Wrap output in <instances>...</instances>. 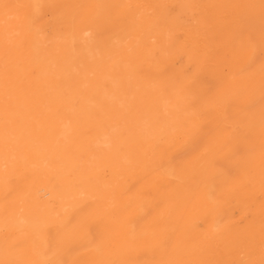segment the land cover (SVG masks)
Returning <instances> with one entry per match:
<instances>
[{"label": "bare ground", "instance_id": "bare-ground-1", "mask_svg": "<svg viewBox=\"0 0 264 264\" xmlns=\"http://www.w3.org/2000/svg\"><path fill=\"white\" fill-rule=\"evenodd\" d=\"M4 1L8 2L9 0ZM13 1L21 5L22 15L20 14V17H22L18 16L21 31H18L20 34L22 32L26 40L23 45L15 48L16 59L21 64L20 69L22 68L20 70L22 76L20 75L19 78L20 86L17 85V87L19 86L17 89H10L13 100L2 105V108L9 115L10 121L0 122V264H82L84 256H88V259L94 262L93 264H139L140 261H144L146 264H160L161 262L166 264L168 260H177L180 264H188L190 254L193 256L192 260L194 259L195 264H214L213 260L200 254L203 249L200 251L201 247L194 246L198 244L193 245V240L197 239L203 231L209 233L205 234L210 235L208 238L205 237L209 243L218 239L221 244H224L225 247L223 248L229 252L230 256V260L226 261L227 263L223 260L225 264H264V122L261 120V122L259 120L253 121L247 112L241 129L233 133L232 130L222 127L219 120H211V116L199 121L200 116H198L200 118L198 120L195 115L187 111L185 103L187 104L188 99H180L179 94H185L193 100L203 96L202 86L204 83L202 78L191 82L188 80L190 78H185L179 73V69L170 67L162 75L157 76L155 74L156 77L149 82L141 80V75L135 72L136 69H131L132 71L130 70L129 73L131 72V75L136 76L137 85L139 84L144 89L145 87L154 88L155 94L159 92L154 100L146 97V99L143 98L144 100L138 102L140 103L138 106L143 109L140 110V114L136 111L138 108L134 110L136 114L142 116L144 121L146 120L149 133L146 134L129 128L124 135L108 136L106 133L108 131L104 129L106 126H103L104 128L95 126L88 106L81 101L75 102L74 91L65 92L68 97L62 102L59 101L60 93L56 88L57 92L50 93L54 103L52 102L51 105L45 103V95L41 90V87H44L41 79L45 76L42 75L47 74V72L51 75L48 69L53 64L56 65V71L61 74V77L64 76L70 82L72 79L70 65H74L81 57L80 52L83 49L80 47V41L74 36H69L65 42L62 41L63 44L42 45L45 42L41 43L35 28L34 30L31 29L32 22H35L36 25L39 24L36 14L42 0ZM57 1L60 2L57 7L61 5L62 14L60 15L65 24L71 26L70 28L68 25L70 29L75 23H78L80 27L79 24L84 23L88 18L97 19L100 17V13L94 6V0ZM96 3L99 2L96 1ZM102 5L103 2L101 7ZM125 5L119 1L116 6L121 18L129 14L127 10L129 7L126 9ZM156 8L154 7V9ZM43 9L48 10L47 8ZM139 9L141 8L139 7ZM104 12L107 13L106 10ZM152 12L154 13V10ZM154 14L158 15V12ZM194 19L197 20L196 17ZM39 21L42 24V21ZM165 21L166 19H164ZM59 22L61 23V21ZM142 22L140 20V24ZM54 23L51 22V24ZM16 24L17 21L13 25L17 26L18 24ZM10 25L9 28L13 27ZM33 25L35 26V24ZM144 26L145 24H143ZM149 28L153 29L154 27L151 28L150 26ZM150 29L149 31H151ZM164 30L162 31L164 32ZM124 31L126 30L124 29ZM79 33H81L80 30ZM159 37L163 38L161 35ZM167 38L171 39V37ZM131 39L129 40L130 45H135L138 39L136 41L133 37ZM163 42L161 39V43ZM172 42L175 43V40ZM163 44L159 47H164ZM181 46H179L180 50ZM124 48L126 47L123 46ZM137 49H133V51L135 52ZM204 50H202L203 52L198 51L204 53ZM113 52L116 53V51ZM125 53L129 52L126 51ZM130 53L132 54V52ZM177 54L179 55V52ZM87 56L89 55L87 54ZM119 57L116 56L115 58ZM128 57L125 55L123 60ZM62 61L69 63V66L61 65L60 62ZM158 61L160 62L159 59ZM78 64L81 66L80 63ZM189 65L186 66L189 68ZM35 66H41L44 72H32ZM74 66L72 67L74 68ZM102 66L104 65L102 64ZM99 68L98 65L96 70ZM13 69L11 68V70ZM75 69L77 68L72 69V71ZM120 71L122 72L121 69ZM188 71L190 70L188 69ZM161 72L164 71L161 70ZM47 79L48 76L44 78V81ZM63 80L65 81V79ZM120 81L119 79L118 82L120 83ZM59 85L61 87V84ZM56 87L59 86L56 85ZM99 89L101 88L99 87ZM98 94L100 95V92ZM131 96L132 94L128 97ZM164 102L167 103L168 108L162 111L160 107L164 105ZM172 107L181 108L185 114V119L178 118L176 112L172 111ZM236 114L238 113L236 112L234 115ZM30 115L31 119L29 118ZM135 115L133 113V116ZM228 119L230 120V118ZM112 124L114 125V122ZM141 125L144 126L145 124L142 123ZM174 128L181 129L183 133L180 135L170 134L169 130H173L175 133L176 129ZM10 136L13 137V140ZM5 143L8 145L13 143L11 148L19 157L18 161L16 160L12 165L4 166L1 162L5 149L2 145ZM7 144L5 145L7 146ZM12 150L10 151L12 152ZM229 163H238L237 166L239 167L242 163H247L251 167L250 170L238 168L236 175V180L242 185L240 198L248 202V207L251 204L254 206L250 211L249 209L246 210L243 202L236 201L237 199L232 192H228L232 180H229L227 172L223 169ZM248 171L257 177V185L251 184L252 179L249 181L250 178L246 174ZM71 197L74 200L68 203L67 199ZM153 205L156 206V210L153 213L154 217L151 223L142 222L141 216L149 212ZM224 211L228 212L229 219L222 223L221 216ZM241 219L243 225L239 228L237 225ZM198 242L200 241L196 243ZM220 248L222 247L220 246ZM209 257L211 256L209 255ZM89 260L88 262H90ZM173 262L176 263V261Z\"/></svg>", "mask_w": 264, "mask_h": 264}, {"label": "rangeland", "instance_id": "rangeland-1", "mask_svg": "<svg viewBox=\"0 0 264 264\" xmlns=\"http://www.w3.org/2000/svg\"><path fill=\"white\" fill-rule=\"evenodd\" d=\"M45 1L46 0H44V1L42 0L40 2L41 4L39 3L40 6H38L39 8L37 10L36 15H37V19H38L39 24L36 25L35 22H32L33 24H35V26H34L31 23V29L33 28V30H34V28H35V32H36L37 36L39 35L38 38L42 41L41 43L45 42L42 45L46 46V45H51L53 43L63 44L69 36H74L75 38H77L80 41L79 42L80 47H81V49H83L80 52L81 57L78 59V60H80V59H82V60H80V61L77 60L76 63L74 64L75 66L70 65V69L72 72V79H73V80L71 79L72 81L70 80V82H69V80L67 78H65L64 76L61 77V74H59L56 71V65H53V64L51 65L52 67L49 66L48 71L54 77L52 76V78H51V75H49L48 72H47V74L42 75V76H45V77H42L43 80L41 79V83H43L42 86H44V87H41V90H42V93H44V95H45V97H44L45 98L44 100H46L45 103H47V104L50 103V105L54 103V100L52 99L51 94L57 92V90H58V93H60L59 101H62V102L64 100H66V98L68 97V94L65 92L69 93V91H74L75 94H73V98L75 99V102L78 103L79 101H81L86 106H88L89 112H91V115H92V119H93L92 121L94 122L95 126L96 125H97V127L98 126H102V127L106 126L105 128L104 127L103 128L106 131H108V132H106L108 136L124 135L128 132L129 128H132L135 131L137 130L139 132H142V133L144 132L147 134V133H149L147 122H146V120L144 121L142 116L138 115L141 113L140 110H143L141 107H139L140 103H138V102H141L142 100H144L143 98L146 99V97L151 99V100H154L159 95L158 94L159 92L155 94L154 88L150 89L149 87H147V88L145 87V89H144L143 87L139 86V84L137 85L136 83H138V82H135L137 80L136 76L134 77V75H131L130 74L131 72L129 73V71L131 69L132 70L136 69L135 72L138 73V75H141V77H140L141 80L150 82L151 80H153V78L156 77V75L157 76L162 75L170 67H173V68H176L177 70L179 69L178 70L179 73H181V75L184 76L185 78H190L188 80L191 82H195L197 79L202 78V81L204 83V85L202 86V92L204 94L203 96L193 100V99L189 98L188 96H186L185 94H179L180 99H188L187 104L188 103L189 104L187 105L185 103V107H186L187 111H189V113H192L193 115H195L196 119L199 120L201 118L199 121H203V120L207 119L209 116H211V120H217V121L219 120L222 127L229 129V130H232L233 133L235 131H239L241 129V126H242L243 122L245 121L247 112L249 114V118L252 119L253 121H257V120L260 121L261 120L264 122V0H165V1H163V0H145V1L144 0H138V1L137 0H128V1L122 0L124 2H122L121 0H104V1L103 0H94V6H96L95 7L96 10L98 11V13H100V17H98L97 19L88 18L87 20H85L86 22H88V24H86V22L84 21L85 24L84 23L79 24L80 27L78 26V23L77 24L75 23V25L72 27V29H70L71 26L69 24H65L62 16L60 15V14H62L61 8H60L61 5L57 7V5H59L60 2H58L57 0H48L46 2ZM96 1L99 3L97 4ZM119 1L122 4L127 5V6L125 5L126 9L129 7L127 9L129 14L127 16L122 17V18L120 16L118 10H116V6L118 5ZM102 2H103L102 7H104V8L101 7ZM163 2H165L166 4ZM106 6H107V8H106ZM162 6H163V8H162ZM99 7H101V8L97 9ZM139 7L141 9H139ZM142 7H143V9H142ZM154 7L155 8L158 7V8H156L157 10L154 9ZM167 7H168V9H167ZM43 8H45V9L47 8L48 10L45 11ZM191 8H192V10H191ZM165 9H167V10L165 11ZM16 10H18V11H16ZM99 10L101 12H103L105 15L103 13H101ZM105 10L107 13L104 12ZM131 10H132V12H131ZM151 10L152 11L154 10V13L158 12V15L154 14ZM57 11H60V12L58 13ZM137 11L140 13H138ZM163 11H165V12H163ZM150 12H152V13H150ZM21 13H22V9H21L20 3L15 2L13 0H9L8 2H5L4 0H0V28H1V30H0V44H1L0 53H2V54H0V56H1L0 57V63H1L0 64V94H1V96H0V113L4 112L3 114L2 113L0 114V117L2 116L0 118L1 123L3 121L4 122L10 121V117H9V115H7L5 110L2 108V105L7 103V101L9 102L10 100L11 101L13 100V95L10 92L11 91L10 89L11 88L17 89L20 86V79L19 78H20V75L22 76V73L20 72V70L22 68L20 69V67H19L21 64L16 59V51H15L18 47H20V45H23L25 43V40H26L25 37L22 35V32H21V34L19 33V31H21V28H20L21 25L18 22H19V19L22 17V16L20 17ZM41 13H43V14L41 15ZM108 13H109V15H107ZM110 13H112L114 16ZM136 14H137V16H136ZM143 14H145V16H143ZM152 15L154 16L155 19L153 18ZM192 15H193V17H192ZM194 15H196V16H194ZM18 16L20 18H18ZM58 16H59V18H58ZM137 17H138V20H137ZM195 17L197 18V20L194 19ZM141 18L144 20V22H142L143 20ZM164 19H166L165 22H164ZM183 19H186V20L183 21ZM199 19H200V21H199ZM39 20L42 21V24ZM56 20H57V22H56ZM140 20L142 22L141 23L142 25L140 24ZM15 21H17V24H18V25L16 24L17 26L13 25L15 23ZM59 21H61V23ZM47 22H48V25H47ZM51 22L52 23H54V22L58 23L59 22V23L58 24H56V23L51 24ZM10 24L14 28L13 27L9 28ZM40 24H41V26H40ZM120 24H122V25H120ZM143 24H145L144 27H143ZM154 24H155V26H153ZM159 24H161V25L159 26ZM180 24H182V25H180ZM68 25L70 26V28L68 27ZM134 25H136V26H134ZM123 26H124V28H123ZM150 26H151V28H153V27L154 28L150 29L149 28ZM66 27H68L70 30L68 28L66 29ZM82 27H84V28H82ZM165 27H167V28H165ZM171 27L173 28V30H171L172 29ZM158 28H159V30H158ZM163 28L166 30H164ZM59 29H60V31H59ZM124 29L126 31H124ZM137 29H139V30H137ZM149 29L151 31H149ZM71 30H72V32H71ZM79 30L81 33H79ZM162 30H164V32ZM136 31H138V32H136ZM142 31H143V33H142ZM67 32H69V33H67ZM166 32H167V34H166ZM60 33H61V35H60ZM181 33H182V35H181ZM1 34H2V36H1ZM62 34H64V36H62ZM80 34H81V36H80ZM157 34L163 36L165 41L163 40L162 37L160 38L159 35L157 36ZM5 35L8 37H6ZM77 35L80 37L78 38ZM2 37H5V38H2ZM132 37L135 39V41L138 39L137 42H135V45H132V44L130 45L129 40ZM167 37H171V39L167 38ZM11 38L14 40V42H12L13 40ZM10 39H11V42L9 41ZM161 39H162V42L163 41L165 42V43L163 42L164 44L161 43ZM172 39L175 40V43L172 42L173 41ZM62 41H64V42H62ZM132 41H134V40H132ZM139 41H141L140 43L142 45L140 43H138ZM169 41H171L170 42L171 44L169 43ZM176 43L178 46L175 45ZM5 44H7V45H5ZM122 44H124V45H122ZM162 44L164 47H167L169 50L171 48V50L169 51L167 48L165 49L164 47H159V46H162ZM125 45H127V46H125ZM136 45H138L139 47ZM2 46H3V48H2ZM8 46H10V47H8ZM123 46L126 47L127 50H126V48L123 49ZM179 46H181L182 51L179 49L180 48ZM187 47H189V48L187 49ZM143 48H145V49L143 50ZM88 49H90V50H88ZM133 49L134 50L137 49V51L134 52ZM203 49H205L204 53H202ZM7 50H8V53H7ZM165 50H168L169 52L165 51ZM198 50H201L202 52H200ZM12 51H14L15 53ZM113 51H116V53L114 54ZM126 51H128L129 53L126 54L125 53ZM84 52H86V53H84ZM130 52H132V54ZM174 52H176V53H174ZM177 52H179V55L177 54ZM180 52H181V54H180ZM197 52L198 53L200 52V54H197ZM162 53H164V54H162ZM172 53H173V57L171 58ZM83 54H86V55H83ZM87 54L89 56H87ZM117 54L121 55V56L119 55L120 57H122L121 60ZM188 54H190V55L188 56ZM193 54L196 55L197 57L194 56ZM125 55H126V57H128L130 55V57H128L129 59L126 58V60H123V59H125V58H123ZM169 55H170V57H169ZM116 56L119 58H115ZM162 56H163V58H162ZM194 57H196V58H194ZM12 59H14L15 61ZM158 59L160 60V62L158 61L159 64L157 62ZM190 59H192V60H190ZM153 60H155V61H153ZM194 60H195V62H194ZM203 61H205V62L202 63ZM4 62H5V64L6 63L7 64L5 65ZM101 62L104 66H102ZM107 62H110V63H107ZM131 62H132V64H130ZM137 62H138V64H136ZM60 63H61V65L63 64V66L64 65L69 66V63H65L63 61ZM78 63H80V64L82 63L81 66H79ZM104 63H107V64L105 65ZM168 63H171V64L168 65ZM77 64H78V66H77ZM125 64L129 65V66H126ZM188 64H190L189 68L187 67ZM82 65H83V67H82ZM84 65H85V67H84ZM98 65L100 68L96 70V68H98ZM131 65L133 67L135 66L136 68L135 67L133 68ZM151 65H152V68H151ZM16 66H18V67H16ZM72 66H74V68H77V69L72 71V69H74ZM190 66H192L193 68ZM15 67H16V69H13ZM39 67H41V66H35L32 69V72H34V71H35L34 73H39L42 71L44 72V69H42V67L41 68H39ZM90 67H91V69H90ZM93 67H96V68H93ZM141 67H143V68H141ZM11 68L13 70H11ZM155 68L157 69V71ZM190 68L192 69V71ZM6 69H7V71H6ZM120 69L122 70V72L120 71ZM188 69L190 71H188ZM51 70H53V71H51ZM93 70L94 71L96 70V71L94 72ZM123 70H124V72H125V70H127V71L124 73ZM145 70L148 73H146ZM161 70L164 72H161ZM182 70H183V72H182ZM194 70L197 73L193 72ZM158 71H159V73H158ZM75 72H76V74H74ZM10 74L12 77L10 76ZM128 74H130L129 77H128ZM188 74H189V77H188ZM104 75L105 76L107 75L108 77L106 76V78H105ZM47 76H48L47 81H44V78H47ZM55 76H57V77H55ZM115 76H116V78H115ZM117 76H118V78H117ZM191 76H192V79H191ZM100 77H102V78L100 79ZM195 77H196V79H195ZM103 78L105 80H102ZM12 79H14V80H12ZM63 79H65V81ZM119 79L122 82L120 81V83H119L118 82ZM123 79L125 80V83H124ZM94 80H95V82H94ZM101 80H102V82H100ZM8 81H9V83H8ZM56 82H58V83H56ZM64 82L66 83V85ZM71 82L73 83V86H72ZM86 82H88V83H86ZM132 82H135L134 84L137 87H135ZM79 83H80V85H79ZM59 84H61V87ZM17 85H19V86L17 87ZM56 85L59 86L60 88L56 87ZM34 86H35V84H34ZM64 86L67 90L65 88H63ZM66 86H68L69 88ZM75 86L77 88L73 89L72 87H75ZM93 86H96V87H93ZM79 87H81V88H79ZM99 87L101 89H99ZM6 88H7V90H6ZM45 88H47V89L45 90ZM52 88H54L55 91L52 90ZM56 88H57V90H56ZM95 89H97V90L95 91ZM44 90H45V92H44ZM142 90H145V91H142ZM147 90H149V91H147ZM1 91H3V92H1ZM95 92H96V94H95ZM98 92H100V95L98 94ZM132 92H134V93H132ZM93 93H94V95H93ZM121 94H122V96H121ZM128 94L129 95L132 94V96L128 97L129 96ZM78 95H80V96H78ZM148 96H150L151 98ZM102 99H103V101H102ZM136 100H138V101L135 102ZM227 100H229V101H227ZM188 101H190V102H188ZM100 102H102V103H100ZM223 104H225V105H223ZM241 104L242 105L244 104V105L242 106ZM195 105H197V106H195ZM96 106H98V107H96ZM203 107H205V108H203ZM234 107H237V108H234ZM166 108H168V105L166 102H164V105H162L160 107V110L164 111V109L166 110ZM169 108L171 109V107H169ZM198 108L200 111L202 110L201 113L198 110ZM176 109H180V110H176ZM188 109H190V110H188ZM234 109H235V111H233ZM134 110H136L138 114H136V111H134ZM167 111H169V110L167 109ZM172 111L176 112V115H178L177 116L178 118L185 119V114L181 111V108L172 107ZM178 111H179V113H177ZM221 111H223V112H221ZM236 112L238 114L234 115ZM133 113H134V115L135 114L136 115L133 116ZM220 113H222V114H220ZM202 114L205 115L206 117L203 116ZM103 116L106 118H104ZM198 116H200V118ZM138 117H139V119H138ZM29 118L31 119V115L29 116ZM228 118H230V120ZM5 119H6V121H5ZM100 119H102V120H100ZM137 119L140 121H138ZM220 120H222V121H220ZM238 120H239V122H238ZM104 121H105V123H104ZM111 121L114 122V125L112 124L113 122H111ZM108 122H109V124H107ZM142 123L145 125L140 126V124H142ZM236 123L237 124L239 123V125H237ZM112 125H113V127H112ZM233 125H234V128H233ZM108 126H110V127H108ZM170 129H173V128H170ZM174 129H176V131H178L179 133H177L176 131L174 133L173 130H169L168 132L172 135H180L183 133L181 129H178V128H174ZM10 138L13 140V137L10 136ZM5 144H7V143H5ZM5 144L2 145L3 148L7 149L9 146L10 147L7 150L4 149V154L1 157V159L3 161L1 160V162H2V165H4V166L7 164L12 165L14 162H16V160L18 161L19 157L17 155H15L16 154L15 151L12 150V148H11L13 146L12 145L13 143L9 144V145L7 144V146ZM10 150H12V152L13 151L14 152L12 153ZM5 152H7V153H5ZM11 153H12V155H11ZM8 154L11 156H9ZM5 155H7L8 157L7 156L4 157ZM9 162H10V164H9ZM237 164L238 163H229L228 166L225 167V169H223L225 172H227V176H228L229 180H232V182H231L232 184L230 185L228 192L229 193L232 192L233 196L236 197V199H237L236 201H239L241 203L243 202L242 204L244 207L246 206L245 207L246 210L249 209V211H250V209L252 210L254 208V206L251 204L248 207V202H245L242 198H240V196L242 194V185L239 181L236 180V175H237L238 168L241 167V169H244V170L249 169L250 170L251 167L247 163H242V165L240 167L237 166ZM246 174L250 178L249 181L252 179L250 181L252 185L258 184V180H256L257 177L256 176L254 177V175L251 171H248ZM259 186H260V184H259ZM82 195H79V196H82ZM68 199H67L68 203H70L72 200H74L73 197L68 198ZM155 210H156V206L153 205L152 209L149 212H147L146 214L141 216V221L144 223H151V220L154 217L153 213ZM228 219H229V214L227 211H224V213L221 216V222L224 223ZM239 223H240V225H239ZM242 225H243V220L241 219L240 221H238L237 226H239V228H241L240 226H242ZM205 234H209V233H206V231H203V233L200 234L201 236L199 235L197 239L193 240V245L198 244V245H194V246L201 247L200 251H202V249H203V252H200V254L205 255L206 258H208V259L210 258L211 260H213L214 264H217L218 262H219V264H221V263L223 264L224 261H225V263H227L230 260V256H229V252L227 250H225V248H223V247H225V246H223L224 244H221V242H219L218 239L212 240V242L209 243L207 241V239H205V237L207 236ZM208 236H210V235H208ZM208 236L206 238H208ZM202 238H204V239H202ZM200 239H202V240H200ZM197 241H200V242L196 243ZM199 243H201L202 245ZM207 246H208V248H207ZM220 246L222 248H220ZM215 247H217V248H215ZM216 251L218 252V254ZM214 254L217 256H215ZM209 255L211 257H209ZM84 257H83V261H82L83 263L82 264H84V263L85 264H89V263L93 264L94 263L93 261L91 262L88 259V256H84ZM222 257H223V259H222ZM192 258H193V256L190 254L191 260L189 259V263L195 264L194 259L192 260ZM93 259H94V257H93ZM88 260L90 262H88ZM173 261H176V263H174ZM208 261H210V260H208ZM139 264H146V263L144 261H140ZM157 264H159V263H157ZM160 264H162V262ZM166 264H180V262H178L177 260H168L166 262Z\"/></svg>", "mask_w": 264, "mask_h": 264}]
</instances>
